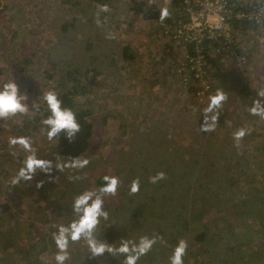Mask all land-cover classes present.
<instances>
[{"label":"trees","instance_id":"1","mask_svg":"<svg viewBox=\"0 0 264 264\" xmlns=\"http://www.w3.org/2000/svg\"><path fill=\"white\" fill-rule=\"evenodd\" d=\"M111 1L87 0L85 4L89 8L91 5L94 8H101L102 4L108 5ZM175 1L176 4L174 3ZM49 2L52 3L50 6L38 9L35 14L43 21L46 29L50 27L47 46L42 44V42L41 44L45 48L43 51L55 56L54 62L51 66L48 64V67L43 65L45 69L40 75L37 74L40 82L39 87H43V89L37 90L33 94L34 99L33 97H27L25 103H27L29 108L28 113L23 114L22 117L15 116L13 118L15 121L14 129L4 142L1 140L7 136L9 131L6 127L0 129V264H45L46 262V264H57L55 256L58 248L54 235L61 226H67L75 219H78V214L72 207L74 199L86 190H98L105 183L103 177L112 175L102 171L96 173L92 181L83 178L72 179L73 176L67 169L62 168L54 176L49 174L51 172L46 173L41 169H37L31 181H21L17 185L12 184V179L17 175L20 168L24 166L26 158L32 152L35 153L36 157H39L41 153H47L53 147L59 156L66 160L83 156L91 147L95 136L93 113L96 103L91 98L94 95L97 96L95 92L97 88L103 87L98 86L102 79L101 72H103L104 68L114 67L112 73L120 74L121 69L117 63L119 60L120 66L137 65V68L141 66L142 61H145L143 53H141L142 45L136 40L132 41V43L130 41L121 42L119 44L121 50L111 52L108 55H105L104 51H100L99 55L97 53L91 54L89 52V48L92 46L91 41L83 46L80 44V48L78 46L77 48L84 52L80 63H75L73 58L63 57L66 52L63 48L69 42L73 43L71 47L75 48L78 41L82 39L88 17L84 19L86 24H82L77 13L79 9H74V5L76 8L75 1L50 0ZM64 2H67V4ZM78 2L82 1L78 0ZM132 2H135L134 5H130L131 9L134 10L133 13L139 14L140 17L145 19L158 20L161 31L164 34L166 27L171 28L179 19L185 18V13L181 8V0H168L166 5H160V2L156 0H150L151 3H147V0H132ZM172 3L177 5L176 9H178V12L174 20L171 21L166 9ZM253 3L254 1L249 2L248 6L253 5ZM105 9L101 12V23H105L107 11L109 10L108 7H105ZM165 11L167 15L162 19V14ZM28 17L20 1L0 0V44L3 45V52L13 53V49H15L13 58L5 57L4 59L3 57L1 59L0 57V81L4 77L6 78L4 83L10 80L15 81V75L33 77L31 64H33L32 60H34L36 54L32 51L25 53L27 50H23L20 43H18V41L23 39L26 40L27 27L23 22L28 21ZM81 26H83V30H81ZM256 26L260 32L264 33V16L259 23L248 20H238L233 23L234 35L236 28L235 44L237 49L239 48L237 44L238 35L244 31L247 36L249 29ZM35 27L36 23L34 22L33 30ZM51 43H54V45L51 46ZM100 45L105 46L106 43L101 40ZM189 48V45L185 46V50ZM207 56L209 74V66H212L213 63L217 64L222 57L214 52L213 46L211 52L208 51ZM228 58L236 62L234 57ZM149 59L153 60L150 56ZM3 60L9 62L6 64ZM102 64L106 67L100 68ZM168 66L171 70L167 69L166 73L155 72L146 76L137 69V91L134 94V99L133 95L130 96L131 99L128 98L129 105H127L126 111L127 113H132L134 110L136 113L135 118L139 122L140 127L135 136H138V138L135 139L131 146L135 149L136 147L140 148L142 144L147 149V151H143L145 166H149L151 160L167 165L178 162L177 157H170L167 149L174 147L175 141L181 140L183 142L184 139H189V135L186 132L193 131L194 128L201 135L205 137L215 136L217 140L221 136H226L227 133L224 132H228L229 135L227 137H236L237 149H239L242 146V142L239 139H245L242 122H237L239 130L243 133L241 137L237 138L236 132L229 131V129L238 117L232 114L233 111L248 113L246 106L237 105L234 108L232 103L228 102L229 99L225 98L219 107H215L213 108L214 111H211L212 109L209 110L204 106L192 108V100L189 98L190 93L183 87H172L160 93V85L173 80L172 73L177 76L169 63ZM1 73L4 76H1ZM126 76L130 77V75ZM27 82L28 86L25 83L22 84L32 94L31 80ZM219 86L226 88L225 83L216 87ZM145 88L146 90L150 88V94L147 93L148 98ZM50 90L56 91L58 98L62 101V107L70 108L75 113L77 122L80 125V131L72 139H69L66 133L62 131L57 137L46 141L47 131L50 126L44 124L43 121L51 115V112L43 99V94ZM130 100H132L131 103ZM33 103L39 106L38 109L33 108ZM113 107L115 109L114 104ZM141 107L146 111L144 116L137 113V109L139 110ZM221 108H224L223 113L218 115V111ZM184 109L192 110L190 116H194V119L191 120L190 117L187 118L185 116L181 117V121H188L189 123L186 126H179L176 133L177 127L175 123L179 122V117L183 115L182 111ZM123 110L124 106L119 111L122 112ZM154 113L158 115V118L161 115L162 117L157 120L153 119L154 124L151 127L147 120ZM165 117H167L166 120H164ZM135 118L133 123H135ZM129 122L132 121L129 120ZM147 131L150 133H146ZM25 137L30 143L31 152L18 143L15 145L10 144L11 139ZM181 141H179L181 143L180 147L183 148L185 144ZM248 142L257 146H250L252 156L260 157L257 162L264 160V144L258 143L257 140ZM162 143L167 147L166 150ZM139 148L133 151H138ZM237 149L234 151H238ZM140 150L143 149L140 148ZM226 152L230 151L227 150ZM120 170L119 183L123 179V187L125 186L129 190L132 181L136 179H133L134 176L129 177V174H126L124 169ZM246 170L249 171V174L252 172L257 173L249 177V175H245ZM173 175V172L168 171L163 179L152 185L147 183L145 186H141L143 194L138 195H141L147 201L146 211L142 216L139 215L137 209L133 212H128L127 209L122 210L118 206L105 207L102 205L103 209L108 213V218L105 220L101 217L95 229L96 239L104 241L112 247H119L124 240L138 243L141 237L154 238L155 236V243L151 249L140 256L136 264H171V257L180 240L187 242L183 264H264V186L260 187L264 183L263 166L256 170L252 159L251 162L241 159L230 170V176L227 175L231 179V181L226 183L227 185H232L233 182H236L237 188H240L239 183L241 180L243 181L242 187L239 189L242 200L239 205L244 206V208L241 206L243 211L236 217L238 222L236 225L230 219L225 223L228 236L231 234L237 236L238 231H243L246 229L245 227L250 225V235L254 238V245L259 244L260 247L248 254V260L244 262H237L233 259V256L238 253L239 242L234 244L228 242L226 247L224 242L209 241V238L216 233L215 231L219 230L217 221L203 210L193 213L197 201L195 196L196 183L194 181L188 183L182 193V189H179L177 184L180 181ZM146 178H149V176L146 175ZM146 180L147 182L149 181L148 179ZM38 184H40L39 187L37 186ZM188 194L194 196L193 202L189 201L191 204H188L187 200L183 199ZM182 199L183 202H180ZM48 201H50L49 206L47 204ZM131 204L132 207L136 206L134 202ZM249 208L257 210L254 217L247 215L245 210ZM169 211L173 216H168L166 219L165 216ZM42 219L43 221L41 222L40 220ZM208 224L213 225L209 226ZM256 227L259 228L257 229ZM168 228H171L170 231L160 240L157 235H160L161 230ZM225 242L227 241L225 240ZM210 247L213 248L212 252L209 251ZM228 248L229 250L226 252ZM68 257L65 264H100L102 258L107 262L104 264H125V254L114 255L105 251L103 255L92 256L89 242L84 238L76 242L69 241Z\"/></svg>","mask_w":264,"mask_h":264},{"label":"rangeland","instance_id":"2","mask_svg":"<svg viewBox=\"0 0 264 264\" xmlns=\"http://www.w3.org/2000/svg\"><path fill=\"white\" fill-rule=\"evenodd\" d=\"M18 1H20V3L24 6L25 12L29 16L28 21L23 22V24L27 27L26 40L23 39L22 41H18V43H20L23 50H27L25 53L32 51L36 54V56L34 60H32L33 64H31L33 69V77L29 78V75H15V81L18 84L19 90L22 94H26L27 97H33L34 99L33 94L37 90L43 89V87H39L40 82L38 81V75L43 72L45 67H48V64L51 66L55 59L53 54L49 55L46 51H43L45 48L42 44L47 46L50 27L46 29L43 21L35 14V11L42 7H48L52 3L49 2L50 0ZM70 1H75L76 8L74 5V9H79L77 13L80 16L82 24H86L84 21L86 17H88V19L82 39H80L81 43L78 41L76 47L72 48L71 46L73 43L69 42L63 48V50H66L65 53L63 52V57L73 58L75 63H80L84 55V52L78 49L80 48V44L83 46L86 43H90L91 41L92 46L89 48V52L91 54L97 53V55H99L100 51H104V54L108 55L111 52L120 51L121 48L119 47V44L121 42L130 41L132 43V41L136 40L142 45L141 53H143L145 61H142L141 66L137 68V65L120 66L121 63L119 60L117 63L121 69L120 74L112 73L114 67H107L106 69L104 68L103 72H101L102 79L98 86L103 87L97 88L95 91L97 96L94 95V97L91 98L96 103L93 113L95 136L91 147L83 154V156L77 158L79 160L87 159L89 161L85 167H72L71 164L76 159H63L53 147H51L47 153H41V156L37 158L52 161V167L50 171L51 173L49 174L54 176L60 169L56 166L59 164L62 166V168L67 169V171L73 176L72 179L83 178L92 181L93 176L96 173L102 171H106L112 176L119 178L121 174L120 169H124V172H126V174L128 173L129 177L134 176L133 179L139 180L140 187L138 193L131 194L130 189L127 190L125 186L123 187V179H121L115 195L100 194L104 200L103 205L105 207L118 206L119 208H122V210L127 209L128 212H133L137 209L140 216L145 214L147 207V201H145L141 195H138L143 194V189L141 186H145L147 183L152 185L153 182L150 178L155 176L158 171L163 172L164 174L168 173V171L173 172L177 180L180 181L177 184L179 189H182V193L187 184L194 181L196 183L195 196L197 201L195 203V210L193 213L195 214V212L198 210H203L207 212L209 216H213L214 220L217 221V224L219 225V230L215 231L216 233H214L211 238H209V241L224 242L226 247L228 242L233 244L239 242L240 244L237 248L238 253L234 256L232 255L233 259H235L237 262L247 261L248 254L252 253L254 250H252V252L248 251L249 249L242 250L244 247H241V243H243L245 240H249V234L247 232L251 230V226L249 225L248 227H245L246 229L243 231H238L237 236L235 234L228 236L229 234L225 226V223L229 219L236 225L238 223L236 217L240 215L239 213L241 211H243L242 207L244 208V206L241 205V207L239 205L242 203L240 198L241 192L239 189L242 187L243 181L241 180L239 183L240 188H237L236 182H233L232 185H227L226 183L231 181V179L228 177L230 176V170L234 164H237L239 161H241V159L247 162H251L252 159L254 168L256 170L262 166L264 167V160L257 162L260 157L252 156V150L250 146H257L248 142H255L257 140L258 143L264 144V33L260 32L256 26L249 29L247 36L245 35L244 31L242 34L238 35V39H240H237V44L239 46L238 49L241 52L243 51L246 55L245 60L241 64L238 65L236 62H233L232 59L220 56L222 59L217 64L213 63L212 66H209V76L212 87L204 99L198 100L195 98L190 91L192 86L184 87L180 77L178 75L175 76L173 73V77L169 75L173 78V80L166 84H161L159 87L160 93L172 87L186 88L190 95H192L191 106L193 108L204 106L207 109H212L211 111H214L213 108L215 107L212 106L211 100L212 97H214L218 92H222L225 98L229 99L228 102H231L234 108L237 105H245L247 112H249L239 113L234 110L232 114L237 115L238 117L233 123V126L229 129L230 131L234 128V126L238 127L239 124H237V122H242L241 124L244 128H246L245 139H239L242 142V146L237 149L238 146L235 140L236 137H227L229 135L228 132H224L227 133L226 136H221L217 140L215 136L205 137L201 135L196 130V128H194L193 131L190 130L186 132L189 135V139H184L183 142L179 140L185 144L183 148L180 147L181 143H179V141H175V146L171 147L170 149H167V147L162 143L164 149L169 151L170 157H177L178 162H173L167 165L151 160L149 166H145L143 151H147V149L141 144L140 148L143 150H140L139 147H136L139 148L138 151H133L136 150V148L134 149L131 146L135 142V139L138 138V136H135L137 135V130L140 129L139 122L135 118L136 113L134 110L132 113H127L126 111V107L129 105V99H131L130 96L133 95L134 99V94L137 91V69H139L140 73H143L144 76L152 75L155 72L166 73L167 69L169 71L171 70L168 66L169 60L180 58V56H182L183 52L185 51V46L187 45L179 43L176 39H174L170 32L171 28L169 27L165 28L164 34L161 31L158 20L155 21L151 19H145L144 17H140L139 14L133 13L134 10L131 9L130 5H134L135 2L133 3L132 0H112L108 5L105 3L102 4L101 8H94L92 5L89 8V6L85 4L87 0H81L82 2H78V0H69V2ZM156 1L160 2V5H166L168 0ZM244 1L247 6L249 5V2H255V0ZM64 3L67 4V2ZM147 3H151L150 0H147ZM174 3L176 4V1ZM174 3H172L166 9L170 15L169 19L171 21L174 20L178 12V9H176L177 5H173ZM137 4L139 5V3ZM105 7H108L109 10L107 11L105 23H101V12L105 9ZM79 12L81 13L79 14ZM34 22L36 23V27L33 30ZM81 30H83V26H81ZM235 35L233 32L234 38ZM103 39H105V41H103ZM101 40L102 42L106 43L105 46L100 45ZM50 45L53 46L54 43H51ZM107 47H109V49H107ZM211 48L212 46L208 48L210 52ZM13 50V53L8 51L3 52V45L0 44V51L2 52V54L0 52L1 59L3 57L4 59L5 57L13 58L15 49ZM149 56L150 58H153V60H150ZM8 62L9 61H5L6 64ZM101 67L106 66L102 64L100 68ZM126 75H130V77H127ZM1 76H4V74L1 73ZM22 80H24V82H22ZM28 80H31L30 83L32 94H30L27 88H25L22 84L25 83L28 86ZM4 81H6V78L3 77V79L0 81V85H3ZM20 82L22 83L19 85ZM224 83L226 84V88H223L222 86L216 87L219 84ZM145 93L148 98L147 93L150 94V88L148 90L145 88ZM112 101L115 105V109L113 107ZM131 102L132 100H130V103ZM123 106L124 110L120 112L119 110ZM223 109L224 108H221L218 111V115L223 113ZM182 112L183 115L180 114L181 116L179 117V122L175 123L177 127L176 130L179 126H186L189 123L188 121H181V117L183 116L187 118L190 117L188 116V111H186V109H184ZM137 113L138 115L144 116L146 111L143 107H141L139 110L137 109ZM15 116L22 117L23 114L17 113L16 115L10 116L9 118H0V129L6 127L9 131L7 136L1 141H6L11 135L12 130L14 129L15 121L13 118ZM161 117L162 115L158 118V115L154 113L151 114L150 119L146 120L148 121L149 125L153 127V119L157 120ZM134 118L135 123H133ZM166 118L167 117H165L164 120H166ZM129 120L132 122H129ZM177 132L178 130L176 133ZM146 133L150 132L147 131ZM237 134L238 133H236V135ZM260 136L261 138H259ZM48 140L49 139L47 137L46 141ZM171 141L173 140L171 139ZM235 149L238 151H234ZM227 150L230 152H226ZM184 154H186V156H184ZM144 167L145 169H143ZM256 173L252 172L249 174L248 170L245 171V175H249V177ZM146 175H148L149 178H146ZM146 179L149 181L147 182ZM263 186L264 183L260 185V187ZM260 190H262V188H260ZM183 199H186L187 203L191 204L194 200V196L188 194V196H185ZM183 199L180 202H183ZM133 202L136 205L135 207H132L131 203ZM47 204L49 206L50 201H48ZM253 210L254 209L249 208L245 211L247 215H252ZM168 216H173L170 211L165 216L166 219ZM40 221L42 222L43 219ZM167 222L171 223L169 221ZM208 225L212 226L213 224ZM170 229L171 228L161 230L160 235H157L158 238L160 240L164 238ZM253 239L254 238L250 239V244H253ZM225 240L227 242H225ZM206 250L208 249L206 248ZM228 250L229 248L226 249V252ZM209 251L212 252L213 248L210 247ZM104 263L107 262H105L104 258H102L100 264Z\"/></svg>","mask_w":264,"mask_h":264},{"label":"clouds","instance_id":"3","mask_svg":"<svg viewBox=\"0 0 264 264\" xmlns=\"http://www.w3.org/2000/svg\"><path fill=\"white\" fill-rule=\"evenodd\" d=\"M107 10V9H105ZM167 15L165 11L162 14V19ZM43 99L47 103L51 115L46 118L43 123L50 126L47 131V137L51 140L57 137L62 131L66 133L69 139H72L76 133L80 131V125L77 122L75 113L67 107H62V101L58 98V94L54 90H50L43 94ZM225 99L222 92H218L212 97L211 104L216 107L221 104ZM27 95L22 94L19 90L18 84L14 80H10L0 86V118H8L17 113L27 114L29 111L27 103ZM38 105L33 104V108L38 109ZM243 135L242 132L237 134V138ZM20 144L26 150L31 152L30 143L26 138L11 139L10 144ZM89 161L87 159H76L72 162V167H85ZM58 168L62 170V166L57 164ZM52 161L42 158H37L35 153L32 152L25 162L24 166L20 168L17 175L12 179V184L17 185L21 181H31L37 169L44 172H50ZM163 172H158L155 176L151 177L153 183L164 178ZM104 185L98 190H86L76 196L73 202V210L78 214V219H75L67 226H61L58 232L54 235L58 252L55 256L57 264H65L68 260V246L69 241H79L84 238L89 242V247L92 256H100L105 251L112 254H125V264H136L140 256L146 254L155 243V238L147 236L141 237L138 243L131 240H124L120 243L119 247H112L104 241H99L95 237V229L101 217L105 220L108 218V213L103 209L102 205L104 200L102 194H116L119 186V178L116 176L105 175L103 177ZM38 187L40 184L37 185ZM140 182L138 179L133 180L130 186V193L135 194L139 191ZM187 250V242L180 240L174 249L171 257V264H183V257Z\"/></svg>","mask_w":264,"mask_h":264},{"label":"built area","instance_id":"4","mask_svg":"<svg viewBox=\"0 0 264 264\" xmlns=\"http://www.w3.org/2000/svg\"><path fill=\"white\" fill-rule=\"evenodd\" d=\"M181 8L186 17L179 19L170 32L174 39L190 48L180 58L170 59L169 65L183 86H192L193 96L202 100L212 87L208 74V48L212 45L219 56L234 57L237 64H241L246 55L237 49L233 23L238 20L261 22L264 0L251 6L244 0H181Z\"/></svg>","mask_w":264,"mask_h":264},{"label":"crops","instance_id":"5","mask_svg":"<svg viewBox=\"0 0 264 264\" xmlns=\"http://www.w3.org/2000/svg\"><path fill=\"white\" fill-rule=\"evenodd\" d=\"M185 90H187L186 88H185ZM188 91V90H187ZM189 98L192 100V95H190L189 96ZM192 107V106H191ZM193 108V107H192ZM186 111H188V116H190V114L192 113V110H190V109H186ZM190 118H191V120H193L194 119V116H190ZM230 131H232V132H236V133H240L241 131L239 130V127H235L234 126V128L232 129V130H230ZM243 131H246V128H244L243 127ZM235 134V133H234ZM257 213V210L255 209V210H253V213H252V215H250V217H254L255 216V214ZM264 221V220H263ZM262 221V222H263ZM253 226V225H252ZM257 229L259 228V227H256ZM248 234H249V240H245L243 243H241V247H244L242 250H248V251H250V252H252V250H254V249H258V248H260L259 247V244L258 245H254L255 243L253 242V244H250L249 243V241H250V239H252L253 238V236L252 235H250V231H248L247 232ZM263 241H264V237H263ZM263 249V248H262Z\"/></svg>","mask_w":264,"mask_h":264}]
</instances>
